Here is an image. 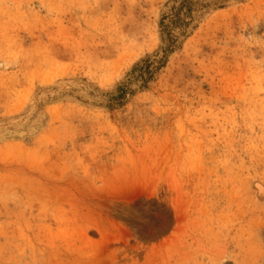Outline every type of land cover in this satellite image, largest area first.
I'll return each mask as SVG.
<instances>
[{"label": "rangeland", "instance_id": "1", "mask_svg": "<svg viewBox=\"0 0 264 264\" xmlns=\"http://www.w3.org/2000/svg\"><path fill=\"white\" fill-rule=\"evenodd\" d=\"M181 1L0 0V264H264V0L142 83Z\"/></svg>", "mask_w": 264, "mask_h": 264}, {"label": "trees", "instance_id": "2", "mask_svg": "<svg viewBox=\"0 0 264 264\" xmlns=\"http://www.w3.org/2000/svg\"><path fill=\"white\" fill-rule=\"evenodd\" d=\"M184 0L179 2L178 6L173 5L172 9L170 11V15L167 17L168 22H164L161 20V29H162V38L164 39L165 46H164V56L160 58L159 60H151V59H144L142 62L134 67L132 74L134 76H142L146 74V77H144L143 82H146V79L154 74L156 70H158L160 67L163 66L164 60L166 57V54L168 52H171L178 46V36L173 34V30L175 28H180V32L183 33L185 30V27L187 26V21L185 20V17H183L180 14V8L183 6ZM157 62V64H155ZM128 81L122 82L118 86L119 93H122L125 85ZM119 95V94H118Z\"/></svg>", "mask_w": 264, "mask_h": 264}]
</instances>
